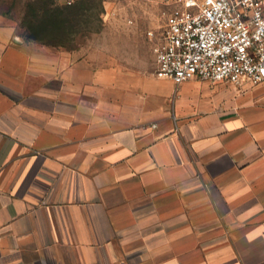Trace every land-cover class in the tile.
Segmentation results:
<instances>
[{"label": "crops", "instance_id": "obj_1", "mask_svg": "<svg viewBox=\"0 0 264 264\" xmlns=\"http://www.w3.org/2000/svg\"><path fill=\"white\" fill-rule=\"evenodd\" d=\"M0 264H264V82L0 43Z\"/></svg>", "mask_w": 264, "mask_h": 264}, {"label": "built area", "instance_id": "obj_2", "mask_svg": "<svg viewBox=\"0 0 264 264\" xmlns=\"http://www.w3.org/2000/svg\"><path fill=\"white\" fill-rule=\"evenodd\" d=\"M153 52L157 74L176 84L262 83L264 0H175Z\"/></svg>", "mask_w": 264, "mask_h": 264}, {"label": "rangeland", "instance_id": "obj_3", "mask_svg": "<svg viewBox=\"0 0 264 264\" xmlns=\"http://www.w3.org/2000/svg\"><path fill=\"white\" fill-rule=\"evenodd\" d=\"M55 1L59 5L72 6L81 0H72L73 4L69 0ZM45 3L49 0H0L1 45L38 41L41 37L59 43L60 32L43 31L36 26L32 31L24 25V22L38 24L44 14L40 7ZM87 6L85 13L71 17L75 25L69 29L68 36L63 37L64 45L57 46L104 48L120 55L129 64L148 67L155 62L153 47L162 35L175 0H92ZM36 10H40L38 16Z\"/></svg>", "mask_w": 264, "mask_h": 264}, {"label": "trees", "instance_id": "obj_4", "mask_svg": "<svg viewBox=\"0 0 264 264\" xmlns=\"http://www.w3.org/2000/svg\"><path fill=\"white\" fill-rule=\"evenodd\" d=\"M92 0H81L80 3L74 4L72 6L70 5H59L56 4L55 0H49V3H45L44 6H41L40 9L42 12L44 11V14L41 16L43 18H39V22L36 25H32L31 23L24 22V25L29 28V30L35 31V28L37 27L40 30H56L60 32V41L55 42L51 40L45 39V37H41L38 39V41H42L44 43L53 44V45H64L65 39L63 37L68 36V32H70L69 29H71L75 24L72 23L71 17L75 16L76 14H83L85 13V9L88 7L87 5L90 4ZM73 4V2L71 3ZM55 5V6H54ZM75 8L74 10H72ZM38 12L40 13V10H36V15L38 16ZM35 15V14H34ZM36 26V27H35ZM52 30V31H53ZM31 36L34 37L33 34ZM74 49V48H69Z\"/></svg>", "mask_w": 264, "mask_h": 264}]
</instances>
